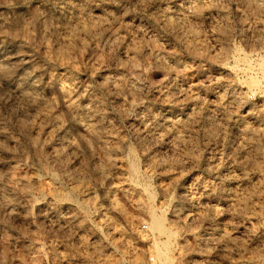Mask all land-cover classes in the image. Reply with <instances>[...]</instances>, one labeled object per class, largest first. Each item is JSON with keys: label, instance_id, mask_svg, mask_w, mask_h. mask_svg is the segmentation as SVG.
Returning a JSON list of instances; mask_svg holds the SVG:
<instances>
[{"label": "rangeland", "instance_id": "obj_1", "mask_svg": "<svg viewBox=\"0 0 264 264\" xmlns=\"http://www.w3.org/2000/svg\"><path fill=\"white\" fill-rule=\"evenodd\" d=\"M256 1L0 0V264H264Z\"/></svg>", "mask_w": 264, "mask_h": 264}, {"label": "bare ground", "instance_id": "obj_2", "mask_svg": "<svg viewBox=\"0 0 264 264\" xmlns=\"http://www.w3.org/2000/svg\"><path fill=\"white\" fill-rule=\"evenodd\" d=\"M258 1V0H257ZM256 1V3H258ZM264 1V0H263ZM260 3V2H259ZM261 4H263V2L261 3ZM167 6V5H166ZM199 7V6H198ZM257 7H258V9L259 8H261V5L260 4H257ZM195 8V7H194ZM208 8V7H207ZM263 8V7H262ZM164 9V8H163ZM168 11V10H167ZM199 11V10H198ZM180 15V14H179ZM192 17V16H191ZM184 18V17H183ZM184 20V19H183ZM197 43V42H196ZM194 45V44H193ZM196 45H198V43L196 44ZM190 47H191V45H190ZM246 54V53H245ZM159 59V58H158ZM249 58H248V56H247V54L245 55V57H244V60L243 61H245L244 62V64L245 63H248L249 64V62H246L247 60H248ZM165 62V61H164ZM169 64H171V63H169ZM172 65V64H171ZM252 65V64H251ZM172 67H173V65H172ZM246 67H248V65L246 66ZM245 67V68H246ZM252 67V66H251ZM254 67V66H253ZM243 68V67H242ZM244 68V70H246ZM248 68H250V64H249V67ZM247 68V70H249ZM27 76H29V75H27ZM256 76V77H255ZM261 76V75H260ZM258 77L259 76H257V75H248L247 77H246V79H245V81L248 83V85H249V87H251V89H252V87L255 89V88H258V89H262L261 88V80L260 79H258ZM30 78V77H29ZM33 78V77H32ZM112 79V78H111ZM118 80V79H117ZM198 80V79H197ZM104 82H106L105 80H104ZM103 82V83H104ZM172 82V81H171ZM111 83V82H110ZM195 83H197V82H195ZM105 84V83H104ZM108 84V83H107ZM105 86V85H104ZM110 86V85H109ZM191 86V85H190ZM179 87V86H178ZM188 88H189V85L187 86ZM113 88V87H112ZM186 88V87H185ZM17 89V88H16ZM111 89V88H110ZM180 89V88H179ZM22 90V89H21ZM184 90V87H183V89H182V91ZM15 91V90H14ZM178 91V90H177ZM182 91H181V93H182ZM189 92H187V88H186V91L185 92H187L186 94H187V101L189 102V103H193V102H195L196 100H197V98H198V96H199V90L197 89V88H193V89H191V90H188ZM20 93V92H19ZM21 94H22V92H21ZM185 95V94H184ZM183 95V96H184ZM168 96V95H167ZM160 97V96H159ZM169 97V96H168ZM185 97V96H184ZM171 98H172V96H171ZM181 99V98H180ZM167 100V99H166ZM182 100V99H181ZM178 101V100H177ZM184 101V100H183ZM186 101V102H187ZM172 102V101H171ZM179 103H180V101H178ZM182 102V101H181ZM91 103V102H90ZM184 103V102H183ZM195 104H197V103H195ZM192 105V104H191ZM93 106V105H92ZM181 106V105H180ZM188 106V105H187ZM195 106V105H194ZM199 106V105H198ZM183 107V106H182ZM186 107V106H185ZM189 107V106H188ZM210 107V106H209ZM87 108V107H86ZM181 108V107H180ZM198 109V108H197ZM201 109V108H200ZM200 109H198V110H200ZM213 109V108H212ZM217 109V108H216ZM216 109L214 110V112H216ZM70 110H71V108H70ZM182 110H183V108H182ZM191 110V109H190ZM189 110V111H190ZM195 110V109H194ZM184 112V111H183ZM212 113H213V110L211 111ZM92 113V112H91ZM171 113V112H170ZM175 113V112H174ZM182 113V112H181ZM72 114H73V112H72ZM164 114V113H163ZM173 114V113H172ZM184 114H185V112H184ZM175 115V116H173V115H171L170 116V119L169 120H167V116L165 117L166 118V120L164 121V122H166V127H168L167 129L168 130H174L175 128H176V126L177 125H179V123H181V122H184L185 121V119H186V116L185 115ZM74 115V114H73ZM165 115H166V113H165ZM168 115V114H167ZM190 116H191V114H189ZM188 115V116H189ZM205 115V114H204ZM217 115V114H216ZM195 116V115H194ZM162 117H163V115H162ZM197 118H199V117H197ZM189 119V118H188ZM98 120V119H97ZM153 120V119H152ZM158 120H159V118H158ZM162 120V119H161ZM160 121V120H159ZM163 121V120H162ZM258 122V121H257ZM163 123V122H162ZM186 123V122H185ZM193 123V122H192ZM227 123V122H226ZM159 124H161V123H159ZM100 125V124H99ZM157 125V124H156ZM92 126V125H91ZM158 126V125H157ZM161 126V125H160ZM185 126V125H184ZM183 126V127H184ZM256 126V125H255ZM165 127V128H166ZM178 127H180V126H178ZM177 127V128H178ZM144 128H145V126H144ZM147 128V127H146ZM145 128V129H146ZM152 128H154L153 126H152ZM254 128V127H253ZM258 128V127H257ZM149 129V128H148ZM151 129V128H150ZM157 129V128H156ZM166 130V129H165ZM58 131V130H57ZM148 131V130H147ZM146 131V132H147ZM162 131H164V130H162ZM152 132V131H151ZM148 133V132H147ZM156 133V132H155ZM160 133H161V131H160ZM166 133V132H165ZM169 132H167L166 134H168ZM163 134V132L161 133V135ZM165 134V135H166ZM173 134V133H172ZM177 134V133H176ZM111 135V134H110ZM119 135V134H118ZM118 135H117V137H116V139L118 138ZM149 135V134H148ZM152 135H154V134H151L150 136H152ZM157 135V134H156ZM160 135V136H161ZM178 135V138H179V134H177ZM160 136H158V137H160ZM122 137V136H121ZM164 137V136H163ZM183 138V136H180V138ZM3 138V137H2ZM120 138V137H119ZM119 138L117 139V140H119ZM179 138V139H180ZM110 139V138H109ZM185 139V138H184ZM183 139V140H184ZM113 140H115L114 138H112V141ZM107 141V140H106ZM120 141V140H119ZM115 142V141H114ZM121 142V141H120ZM251 142V141H250ZM240 143V142H239ZM115 144V143H114ZM242 144H243V142H242ZM244 145V149L247 147L246 145H249L248 143L246 144H243ZM112 146V145H111ZM110 146V147H111ZM126 146V145H125ZM243 147V146H242ZM251 147V146H250ZM63 150V149H62ZM57 151V150H56ZM55 152V151H54ZM58 152V151H57ZM55 154V153H54ZM59 154V153H58ZM60 155V154H59ZM127 155V157H128V154H126ZM134 157V156H133ZM129 159V158H128ZM218 159V158H217ZM228 159V158H227ZM220 160V159H219ZM132 161V160H131ZM130 161V163H132ZM214 161V160H213ZM223 161V160H222ZM226 161V160H225ZM228 161V160H227ZM134 162V161H133ZM220 162V161H219ZM134 164V163H133ZM137 164V163H136ZM231 164V163H230ZM227 165V164H226ZM225 165V166H226ZM233 165V164H232ZM221 166V165H220ZM7 167V166H6ZM215 167H217V166H215ZM228 167V166H227ZM238 167V166H237ZM12 168V167H11ZM222 168V167H221ZM236 168V167H235ZM7 169V168H6ZM131 169V171H132V173L133 174H136V169H138V168H136V166H135V164H134V166L132 165V167L130 168ZM210 169V168H209ZM212 169V168H211ZM218 169V168H217ZM220 169V168H219ZM214 171H216L215 169H213ZM226 170H227V168H226ZM138 171V170H137ZM212 171V170H211ZM239 172V171H238ZM237 172V170L236 169H234V168H229V172H227L228 173V178H230L229 180H238L240 177H239V175L241 176V174H243V173H238ZM218 173V172H217ZM225 173V172H224ZM223 174V173H222ZM226 176V175H225ZM226 179V178H225ZM36 180V179H35ZM34 180V181H35ZM24 181V180H23ZM228 181V180H227ZM240 181V180H239ZM237 183V182H236ZM235 183V184H236ZM239 184V183H238ZM137 185V184H136ZM243 185V184H242ZM243 187H239L238 185L237 186H235L234 188H232V200H237V199H241V197L239 198V196H241L240 195V193L243 191V189H242ZM9 189V188H8ZM210 190V189H209ZM208 190V191H209ZM242 190V191H241ZM13 191V190H12ZM184 193V192H183ZM206 193V192H205ZM173 194V193H172ZM182 194V193H181ZM186 194V193H185ZM188 194V193H187ZM208 194V193H207ZM207 194H206V196H207ZM209 195V194H208ZM182 196V195H181ZM180 196V198H182V200H183V197L185 198V199H187V200H189V197L187 196V195H183V197H181ZM151 197V196H150ZM171 197V196H170ZM192 198V197H191ZM3 199V198H2ZM5 199V198H4ZM172 199H173V197H172ZM7 200V199H6ZM5 200V201H6ZM10 200V199H9ZM175 200V199H174ZM1 201H3V200H1ZM4 201V202H5ZM16 201V200H15ZM52 201V200H51ZM184 201V200H183ZM190 201V200H189ZM188 201V202H189ZM11 202V201H10ZM170 202V201H169ZM187 202V203H188ZM2 203L3 202H0V205H2ZM53 203V202H52ZM171 203V202H170ZM173 203V202H172ZM234 203V202H233ZM7 204H8V202H7ZM42 205V204H41ZM179 205V204H178ZM181 205V204H180ZM2 206H5V205H2ZM1 207V206H0ZM3 209H4V207H3ZM55 209V208H54ZM6 210V209H5ZM168 210V208L166 207V205H164L163 206V208H161V210H154V211H152V212H150L151 213V230L152 231H154V230H164V229H167V223H166V218H165V212ZM182 210V209H181ZM212 211V210H211ZM216 211V210H215ZM180 212V211H179ZM50 215H52V214H50ZM213 215V214H212ZM47 216V215H46ZM221 216V215H220ZM53 217V216H52ZM183 218V217H182ZM48 219V218H47ZM53 221H54V219H53ZM55 222V221H54ZM168 230L170 231V233H173V230L172 229H170V228H168ZM205 246V245H204ZM23 247V246H22ZM27 250V249H26ZM155 252L158 254V256H159V258H160V263L159 264H173V258L171 257V253H170V248H169V244L168 243H164V244H159V243H156V245H155Z\"/></svg>", "mask_w": 264, "mask_h": 264}, {"label": "built area", "instance_id": "obj_3", "mask_svg": "<svg viewBox=\"0 0 264 264\" xmlns=\"http://www.w3.org/2000/svg\"><path fill=\"white\" fill-rule=\"evenodd\" d=\"M251 56L254 66L260 71L259 74L261 75L262 85L264 87V47L259 51L254 52Z\"/></svg>", "mask_w": 264, "mask_h": 264}]
</instances>
